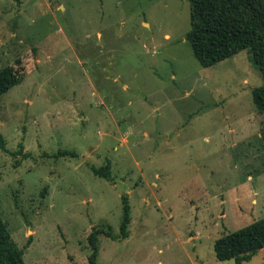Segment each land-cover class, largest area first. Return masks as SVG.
Segmentation results:
<instances>
[{"label":"rangeland","instance_id":"obj_1","mask_svg":"<svg viewBox=\"0 0 264 264\" xmlns=\"http://www.w3.org/2000/svg\"><path fill=\"white\" fill-rule=\"evenodd\" d=\"M188 30V0H0L23 76L0 96V218L24 264H89L122 195L128 236L99 234L96 264H234L213 242L264 220V80L247 50L200 66Z\"/></svg>","mask_w":264,"mask_h":264},{"label":"trees","instance_id":"obj_2","mask_svg":"<svg viewBox=\"0 0 264 264\" xmlns=\"http://www.w3.org/2000/svg\"><path fill=\"white\" fill-rule=\"evenodd\" d=\"M19 3L20 0H15ZM189 30L186 41L192 56L202 67L212 66L247 50L250 61L256 66L264 80V0H188ZM23 78L13 66L0 67V96ZM251 99L259 112H264V83L251 90ZM264 138V122L262 128ZM5 140L0 133V149ZM60 156H74L72 152H60ZM94 176L112 180L109 163L99 168L90 167ZM121 200V221L117 235L109 230L93 228L86 242L90 250L89 264H96L98 235L111 240L125 239L130 220L126 195ZM264 248V220L259 219L213 242V253L217 260H232L243 264ZM0 264H24L22 253L10 242L7 227L0 218Z\"/></svg>","mask_w":264,"mask_h":264}]
</instances>
